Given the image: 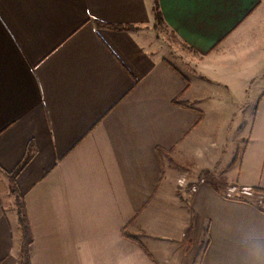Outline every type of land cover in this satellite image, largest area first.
Returning <instances> with one entry per match:
<instances>
[{
    "label": "crops",
    "instance_id": "1",
    "mask_svg": "<svg viewBox=\"0 0 264 264\" xmlns=\"http://www.w3.org/2000/svg\"><path fill=\"white\" fill-rule=\"evenodd\" d=\"M158 4L183 59L156 0H0V264L19 261L9 173L31 141V264H264V0ZM215 99L254 112L223 172Z\"/></svg>",
    "mask_w": 264,
    "mask_h": 264
},
{
    "label": "rangeland",
    "instance_id": "2",
    "mask_svg": "<svg viewBox=\"0 0 264 264\" xmlns=\"http://www.w3.org/2000/svg\"><path fill=\"white\" fill-rule=\"evenodd\" d=\"M156 29L157 37L169 47L171 53L175 54L178 59H183L182 52L185 51V45L178 39L175 33L169 27H167L165 22L158 23L157 19ZM175 62L178 63L176 59ZM257 100L258 98H254L253 101L257 102ZM216 103L217 100H213L211 114L208 116L212 121H219L221 123V128L219 132H213L212 140L214 144H210L208 147H214V149L218 151L219 158H216V161L213 163V167L215 170L223 172L232 166V162L241 159L242 147L244 144H246L251 133L249 124L253 120L254 112L253 106L247 110L245 104L240 105L237 103H235L234 109L229 112V110H225L228 101L221 100L220 105H217ZM234 112H236V114H234ZM211 141H209L208 144ZM233 168H236V166H233L231 169L233 170ZM253 190L255 189L253 188ZM255 191L263 193V195L259 194L258 196L259 199L264 200V191ZM27 247L28 242L26 241L24 248L26 249ZM24 254H26L25 250L20 249V256L17 264H21L22 262L26 264V255Z\"/></svg>",
    "mask_w": 264,
    "mask_h": 264
},
{
    "label": "trees",
    "instance_id": "3",
    "mask_svg": "<svg viewBox=\"0 0 264 264\" xmlns=\"http://www.w3.org/2000/svg\"><path fill=\"white\" fill-rule=\"evenodd\" d=\"M155 17H156L158 23H164L165 22L163 15H162V12L160 10L159 4H158V0H156V5H155ZM98 24H99V26H105V27H110V28H114V29H128V28L132 27L131 25H129V26H126V25H116V26L106 25V24H103L101 22H98ZM180 103L181 104H187L186 102H180ZM34 150H35V144L33 141H31L28 145L26 155L23 158V160L21 161V163L17 166L16 169H14L12 172L9 173V177H10V181H11V190L15 196L16 203H17V209H18L19 216H20V227H21V232H22L21 250H25V252H26V254H24V255H26V262H25L26 264H31L32 255H33L34 238L32 235V230H31L29 220L27 218L25 203L22 200L21 195L19 194V190H18V186H17V177L20 174V172L22 171V169L27 165V163L33 157ZM254 189L264 191V189L258 188V187L254 188ZM123 233H125V235L128 236L126 231L123 230ZM26 241L28 242V247L25 249L24 245H25ZM21 264H24V262H22Z\"/></svg>",
    "mask_w": 264,
    "mask_h": 264
},
{
    "label": "clouds",
    "instance_id": "4",
    "mask_svg": "<svg viewBox=\"0 0 264 264\" xmlns=\"http://www.w3.org/2000/svg\"><path fill=\"white\" fill-rule=\"evenodd\" d=\"M261 252H264V249L257 248V254H260Z\"/></svg>",
    "mask_w": 264,
    "mask_h": 264
}]
</instances>
